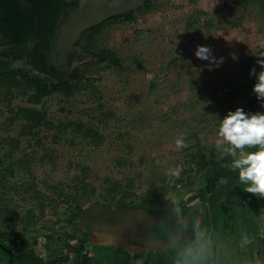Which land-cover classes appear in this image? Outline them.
<instances>
[{
    "label": "rangeland",
    "instance_id": "obj_1",
    "mask_svg": "<svg viewBox=\"0 0 264 264\" xmlns=\"http://www.w3.org/2000/svg\"><path fill=\"white\" fill-rule=\"evenodd\" d=\"M261 3L153 0L135 10L131 21L119 17L95 33L84 32L73 69L87 90L72 97L52 93L39 104L30 102L35 91L29 85L27 94L14 91L12 108L47 116L48 125L33 131L23 120L9 121L7 89L0 86V233L16 241L9 246L25 243L44 262L82 263L85 254L120 247L105 245L96 230L86 251L62 261L69 235H79L69 222L78 219L80 207L136 206L162 195L179 208L198 195L205 164L217 160L230 170L231 158L220 159L214 147L216 116L238 107L264 113L252 94L255 77L249 76L253 67L264 70L249 56L264 38ZM197 46L210 47L223 63L199 60ZM105 52L118 64L98 62L96 56ZM71 122L98 129L101 143L61 127ZM181 136L188 147L177 149ZM175 167L182 169L179 179L166 175ZM0 256L10 260L1 248Z\"/></svg>",
    "mask_w": 264,
    "mask_h": 264
},
{
    "label": "crops",
    "instance_id": "obj_2",
    "mask_svg": "<svg viewBox=\"0 0 264 264\" xmlns=\"http://www.w3.org/2000/svg\"><path fill=\"white\" fill-rule=\"evenodd\" d=\"M259 12L262 15L261 9ZM261 40V49L255 56L249 52L250 58L257 57L255 61L264 58V38ZM199 182L201 188L202 179ZM218 182L222 183L207 196L196 194L190 201L184 199L198 218L197 231L184 237L179 245L174 244V248L163 252L106 248L96 255L85 254L82 263L71 260L57 264H264V198L247 193V185L238 178L222 179L219 173L212 184ZM8 242L16 241L9 236L5 240L13 258L9 255L7 262L0 256V264L47 263L32 257L30 246L25 243L15 248Z\"/></svg>",
    "mask_w": 264,
    "mask_h": 264
},
{
    "label": "trees",
    "instance_id": "obj_3",
    "mask_svg": "<svg viewBox=\"0 0 264 264\" xmlns=\"http://www.w3.org/2000/svg\"><path fill=\"white\" fill-rule=\"evenodd\" d=\"M262 0H260V3ZM57 4V3H56ZM262 11V15H264V1L261 3L260 7ZM135 10H129L124 13H122L118 17H122L123 19L127 21H131L133 17V13ZM46 16L48 17V20H50L48 23V26H51L54 28L56 18L58 16V9L57 5L53 6H47L46 8ZM114 19V18H113ZM106 22L99 24L97 26H93L89 28L85 33L89 32H96L100 29L101 26H103ZM85 35V34H84ZM49 42H50V35L47 34L46 38V48L49 50ZM14 59L19 58L18 54H13ZM47 61L50 62L51 57L48 54L46 56ZM98 62H105L106 60H110L111 62L118 64V60L115 58L114 54L105 52L103 54L96 56ZM38 57L37 56H31V61L33 63H38ZM56 71H47V77H42L40 75H31L28 72H24L22 70H15L13 71V75L11 78L6 79L4 82L7 87V96L9 98V106L11 107V99L14 97L13 93L15 89H23V93L27 94L26 87L29 85V88H31L34 93L30 95V102L39 104L45 97L49 96L52 93H59L63 94L64 96L72 97L76 95L77 93H81L84 90L88 89V86L82 81L84 78L79 75L78 70L72 71L71 74L65 75L64 70L61 69L60 66H57ZM4 79V78H2ZM0 79V80H2ZM11 112L13 113L12 117L9 119L11 122H15L17 120H23L25 121V128L33 131L36 128L41 127V125H48V119L46 114L41 113L37 109L34 108H20L18 110H15L11 107ZM61 127L64 129L71 128L76 129L77 132H79L81 135L84 136V138L92 140L94 143H101V135L98 131V129L94 127H90L85 124H78L75 122H71L68 124H63ZM100 139V141H99ZM98 140V141H97ZM22 161H20L21 163ZM24 162V161H23ZM25 163V162H24ZM28 162L26 161V164ZM27 166H30L27 164ZM204 173L201 177L202 179V186L198 191L199 196H207L208 194L214 192L217 186H219L222 182H218L217 184H212V179L220 173L222 179L227 178H238V173L233 171L232 169L227 170L222 167L221 164L217 163L216 161H212L210 166L205 164L203 166ZM38 193V192H37ZM153 202V206L146 207L148 203ZM93 205H101L104 210H107L106 207L101 203H92L88 208H82L80 207L77 210V216L78 219L75 221H70L69 223L74 228V231L78 232L79 235H69L70 240H76L77 242L74 244L70 242L67 243L68 249L76 248L78 251H86L88 242L91 240L92 234H94L97 230V235L101 241L106 236V233H104V230L98 229V227L95 223H93V219L91 216L87 215L88 210ZM174 205L171 201V199L159 195L156 200H149L146 199L143 201L140 205L136 206H127L122 205V208H129V209H136V210H142L146 212L148 215H152L155 220V225L149 228L147 231L140 230L139 236L140 238H143V235L146 234L148 238H150V241H148L149 245L152 244L151 251L153 249H162L159 245L162 242H166L169 246L171 242H176L175 244L179 243L178 240L181 241V239H184L187 235L192 233L194 231V228L198 225V218L194 216L192 213L191 207H189L187 204L183 203L179 206L180 210V217L177 218L174 215ZM6 233H0V242L5 244V240L7 239ZM121 248L122 249H128L126 245L120 241ZM107 246L114 247L113 244H105ZM176 246V245H175ZM1 248V247H0ZM2 251L6 254V256L9 257V254L6 250L1 248ZM60 260L56 259L51 262H47L45 264H57Z\"/></svg>",
    "mask_w": 264,
    "mask_h": 264
},
{
    "label": "flooded vegetation",
    "instance_id": "obj_4",
    "mask_svg": "<svg viewBox=\"0 0 264 264\" xmlns=\"http://www.w3.org/2000/svg\"><path fill=\"white\" fill-rule=\"evenodd\" d=\"M84 1L85 0H0V79L4 78L0 80V86L3 85V88L7 89L8 86H6L4 81L11 78L15 70H22L30 73L33 69L43 72L45 74L44 77L47 76L48 70L56 71L60 69L59 67L57 68V66H60L61 69L64 70L65 75L71 74L72 71L75 70L73 69V53L76 51L79 42H76L69 52L66 51L67 53L65 51L56 53V55H67V60H62L61 63H54L53 60L48 62L46 56L48 54L51 55L50 48L55 36L57 24L66 20L77 10L81 2ZM89 1L90 0H88V2ZM91 1V3L98 6L111 5V0ZM152 2L153 0H144L139 9L148 7ZM54 4L57 5L58 16L53 28L48 26L50 20H48L46 16V8ZM113 4L121 5L122 0H114ZM121 14L108 17L104 22L113 18H119L118 16ZM47 34L50 35L49 50H47L45 43ZM13 54H18L19 58L14 59ZM31 56H37L39 59L38 63H33L31 61ZM18 63L21 64L20 67H12V65ZM173 205L175 206L174 215L179 218L180 216L176 215V210L179 208H177L174 203ZM104 206L107 210L129 209L122 208V206ZM149 206H153V202L146 205V207Z\"/></svg>",
    "mask_w": 264,
    "mask_h": 264
},
{
    "label": "water",
    "instance_id": "obj_5",
    "mask_svg": "<svg viewBox=\"0 0 264 264\" xmlns=\"http://www.w3.org/2000/svg\"><path fill=\"white\" fill-rule=\"evenodd\" d=\"M91 2V0L89 2L88 0L81 2L75 12H73L66 20L57 24L55 36L50 48V57L54 63L58 64L61 63L62 60H67V55H56V53L60 51L69 52L71 47L76 42L80 41L86 30L102 24L108 17L115 14L139 9L144 0H122L121 5H114V0H111V5L103 6L94 5ZM87 213V215L92 217L90 219H93V223L98 226L96 228L102 229L104 230V233H106V236L102 241L104 244L110 243L120 247L122 244L120 241H122L126 247H128L129 251L133 249L146 251L152 248V244L149 245L148 243L150 238H148L146 234L143 235V238H140L139 236L140 230L147 231L155 225L156 219L152 215H148L142 210L133 209L104 210L101 205H93ZM132 229L135 230L138 235L134 233L131 234ZM195 230L197 231V227L194 228V231ZM182 241L183 239H181V241L178 240L177 242L180 244ZM74 242L76 243L77 241L75 240ZM175 243L176 242H171L168 246L166 242H162L159 245L162 249H153L151 251H167V249L170 250L175 247ZM0 247L6 250L10 257L13 258L12 250L5 247L1 242ZM76 251V248L68 250L61 260L67 261L71 254Z\"/></svg>",
    "mask_w": 264,
    "mask_h": 264
},
{
    "label": "clouds",
    "instance_id": "obj_6",
    "mask_svg": "<svg viewBox=\"0 0 264 264\" xmlns=\"http://www.w3.org/2000/svg\"><path fill=\"white\" fill-rule=\"evenodd\" d=\"M194 55L201 61L216 65L223 63V58L217 60L212 49L207 46H197ZM256 63L264 69V58L258 59ZM249 76L255 77L252 94L261 102L260 107L264 108V70L257 73L253 67ZM216 117L219 127L214 147L220 153L219 158L230 157L231 169L238 173L240 183L247 185L245 191L264 198V113H250L238 107L235 111H228L223 118ZM175 147L187 148L188 143L181 136L175 140ZM181 171L180 167L169 168L166 175L179 179Z\"/></svg>",
    "mask_w": 264,
    "mask_h": 264
}]
</instances>
